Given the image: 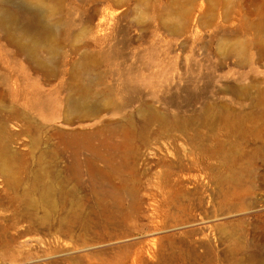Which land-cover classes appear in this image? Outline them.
<instances>
[{"label":"rangeland","instance_id":"1","mask_svg":"<svg viewBox=\"0 0 264 264\" xmlns=\"http://www.w3.org/2000/svg\"><path fill=\"white\" fill-rule=\"evenodd\" d=\"M0 111L17 162L63 179L20 219L0 174V264H264V0H0ZM71 130L125 154L130 222L91 213L86 168L77 186L53 153ZM27 177L11 194L35 200Z\"/></svg>","mask_w":264,"mask_h":264},{"label":"bare ground","instance_id":"2","mask_svg":"<svg viewBox=\"0 0 264 264\" xmlns=\"http://www.w3.org/2000/svg\"><path fill=\"white\" fill-rule=\"evenodd\" d=\"M69 109L71 113L84 114L85 112H90L93 107L89 104L87 98H81L71 100L69 103ZM2 114V111H0L1 119ZM57 134L59 135L58 143L59 145H62V147L59 148L58 145L57 152L53 151V153L61 154L63 152L62 150L69 149L70 161L68 164V171L71 177L75 180V185H80V177L84 170L82 166L86 168L84 171L88 176V188L96 199V201L94 199L95 206L91 213L96 216L100 215L103 222H110L115 216H121L122 221L128 223L130 222L129 220L136 217V210L139 202L136 193L133 192L132 187L128 184V180L121 174V167L126 157L125 154L119 152V146L114 143H109L106 138L103 136L101 137L102 133L99 131L71 130ZM95 140H97V143H94ZM31 141L37 146L43 141V139L34 137ZM117 151L119 153H117ZM45 152H47V150L40 152L39 158L37 159L38 165H40L43 158H45ZM83 152H87L88 155L81 159L80 155ZM16 158L17 153L9 150L8 134L5 125L0 123V174L4 177V182L7 188L10 189L11 193L17 192L21 179L28 176L27 178H30L29 181H31V188L37 194L35 200L27 197V194L19 196L8 192L1 198L4 203H7L9 206L12 204L17 208L20 206L24 207L23 210H15V214H18L20 219H24L29 216L24 210L25 208L35 207V204H42L51 207V197L55 189L52 183L57 181V188L60 186L63 187L61 182L63 179L61 175L62 173L59 169L54 170L52 168L51 170L49 168L39 167L28 172L25 167L17 162ZM97 162H101L103 167H98ZM114 177L119 179V184L115 185L111 182V178ZM124 196H128L132 199L127 206L123 203ZM102 219H100L101 222ZM89 221L90 220L83 219L74 211L66 220L63 221L62 219H59L54 225L57 224L56 226L59 228L61 227V230H63L65 235L72 237V223L82 222L84 227H89ZM76 236L77 240H81L79 235ZM3 249H5V247ZM10 258L13 259L14 256H11ZM70 259L69 261L72 262H70L71 264H79L77 258L75 259L72 257Z\"/></svg>","mask_w":264,"mask_h":264}]
</instances>
